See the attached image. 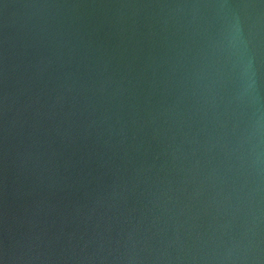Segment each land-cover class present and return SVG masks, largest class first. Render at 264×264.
<instances>
[{"label":"water","instance_id":"1","mask_svg":"<svg viewBox=\"0 0 264 264\" xmlns=\"http://www.w3.org/2000/svg\"><path fill=\"white\" fill-rule=\"evenodd\" d=\"M0 264H264V0H0Z\"/></svg>","mask_w":264,"mask_h":264}]
</instances>
